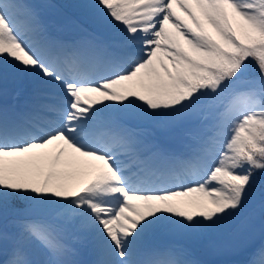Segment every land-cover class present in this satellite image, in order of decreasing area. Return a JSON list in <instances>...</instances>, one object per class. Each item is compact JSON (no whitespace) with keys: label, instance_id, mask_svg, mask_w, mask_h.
I'll return each instance as SVG.
<instances>
[{"label":"snow or ice","instance_id":"obj_1","mask_svg":"<svg viewBox=\"0 0 264 264\" xmlns=\"http://www.w3.org/2000/svg\"><path fill=\"white\" fill-rule=\"evenodd\" d=\"M203 241L264 264V0H0V264H210Z\"/></svg>","mask_w":264,"mask_h":264},{"label":"rangeland","instance_id":"obj_2","mask_svg":"<svg viewBox=\"0 0 264 264\" xmlns=\"http://www.w3.org/2000/svg\"><path fill=\"white\" fill-rule=\"evenodd\" d=\"M69 1V0H68ZM33 3H40L41 0H31ZM54 3L59 2L57 0H53ZM66 13L71 17L72 19H76L75 16L71 15L70 12L66 9ZM56 18H60V16H56ZM57 27H64L65 22L58 24L54 22ZM64 35L71 36L73 35V31L70 27L64 28ZM9 88V97L8 101L12 100V93H13V88L14 85L9 83L8 85ZM142 127L146 128L152 133H161L164 138H168V134L164 133L161 131L160 127L158 126L157 122H152L149 125L146 124H141ZM159 140H161L159 137H156ZM257 189V188H256ZM258 194L257 191L255 190L254 195L252 200L249 202L250 206L255 207L259 202L257 201ZM258 221V220H257ZM227 225V226H225ZM243 226V219L241 222L238 220V217H234V219H228L222 223V226L219 227L216 231H214L211 234V239L213 240H226L228 237L240 229ZM259 226V221L257 224V227ZM174 237V235H172ZM176 242H183L182 238L177 234L175 236ZM195 255L199 256L200 258L204 259L207 262H210V264H228L230 261H235L238 260L239 257L235 254L223 251V250H214L206 246V241L200 242L195 246Z\"/></svg>","mask_w":264,"mask_h":264},{"label":"trees","instance_id":"obj_3","mask_svg":"<svg viewBox=\"0 0 264 264\" xmlns=\"http://www.w3.org/2000/svg\"><path fill=\"white\" fill-rule=\"evenodd\" d=\"M63 4L65 3H68L69 1L68 0H62L61 1ZM61 3V4H62ZM257 189H255L257 191V194H258V198H257V201L259 202V199H260V196H261V185L258 183L257 186H256ZM231 219H234V217H232ZM238 220L241 222L242 220V217H238ZM170 233L172 234H177L175 232H172V231H169Z\"/></svg>","mask_w":264,"mask_h":264}]
</instances>
